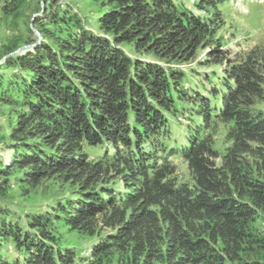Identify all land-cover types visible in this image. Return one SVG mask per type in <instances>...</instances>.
Segmentation results:
<instances>
[{
    "label": "trees",
    "instance_id": "obj_1",
    "mask_svg": "<svg viewBox=\"0 0 264 264\" xmlns=\"http://www.w3.org/2000/svg\"><path fill=\"white\" fill-rule=\"evenodd\" d=\"M1 1L15 30L27 0ZM214 1L43 0L39 42L6 39L0 246L13 257L0 264H264V55L194 74L200 49L214 44L200 65L220 61ZM45 183L49 202L15 211ZM71 232L94 239L67 244Z\"/></svg>",
    "mask_w": 264,
    "mask_h": 264
},
{
    "label": "rangeland",
    "instance_id": "obj_2",
    "mask_svg": "<svg viewBox=\"0 0 264 264\" xmlns=\"http://www.w3.org/2000/svg\"><path fill=\"white\" fill-rule=\"evenodd\" d=\"M185 3L192 7V11L198 13H204L203 9H198L193 6V1L195 0H183ZM2 1L0 0V4ZM217 8V21L214 24L215 34L214 39L218 42L220 61L212 65H200L199 62H205L207 57L206 53L213 49V45L207 46L204 49H200L196 60L192 63L195 65L197 61V71L194 74H206L211 71L220 72L235 53H248L250 51L257 52L258 54L264 55V0H215L214 1ZM43 8V0H27V3L23 9V15L17 23V28L7 29L0 22V55L2 54V45L6 43V39L12 35H19L23 39H27L30 36L33 38H40L39 32L34 28L32 21L33 19L41 15ZM17 49L23 47V49H28L31 45L26 43H21ZM217 48V49H218ZM14 50V51H15ZM13 51V52H14ZM21 53V52H20ZM16 54V53H10ZM9 55V54H8ZM5 55L0 57V63L5 59ZM264 61V60H263ZM184 69V68H183ZM191 74V73H190ZM207 75V74H206ZM195 78L194 82L199 85V81L204 76H193ZM203 79V78H202ZM208 86V82L205 81ZM197 85V87H198ZM201 94L205 95V90L199 87L198 89ZM262 98L257 100L252 106L253 109H258L264 112V86H263ZM196 117V116H195ZM188 116L191 123L197 121L196 118ZM15 115L12 114L7 107L0 105V137L5 140L0 141V158L7 161L11 150L7 147L10 142L8 135L10 132L11 124L13 123ZM225 127L223 124H219L215 133V143L214 147L221 151L225 146L229 144V141L225 137ZM172 161L176 165V176L178 180L190 182V174L187 169L186 163L181 158H172ZM50 184L45 183V185L39 187L37 190L33 191L27 198L15 197L12 201L15 211L23 213L25 210L30 209L33 205L37 203H47L50 201L49 194H51ZM264 228V225H262ZM94 238H82L75 235L73 232L67 235V244H72L75 241H79L81 245H88ZM0 254L2 256H7V258L13 257V254L9 252L7 254L6 248L0 246Z\"/></svg>",
    "mask_w": 264,
    "mask_h": 264
},
{
    "label": "water",
    "instance_id": "obj_3",
    "mask_svg": "<svg viewBox=\"0 0 264 264\" xmlns=\"http://www.w3.org/2000/svg\"><path fill=\"white\" fill-rule=\"evenodd\" d=\"M39 38H40V36H38ZM32 46V45H31ZM30 47V46H29ZM22 48L23 47H21V48H19L18 50H15L14 52H12V53H20V52H23L24 50H26V49H23L22 50Z\"/></svg>",
    "mask_w": 264,
    "mask_h": 264
}]
</instances>
